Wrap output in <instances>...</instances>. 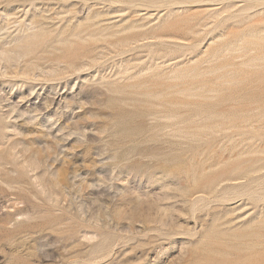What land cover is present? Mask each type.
Segmentation results:
<instances>
[{
    "label": "rangeland",
    "instance_id": "obj_1",
    "mask_svg": "<svg viewBox=\"0 0 264 264\" xmlns=\"http://www.w3.org/2000/svg\"><path fill=\"white\" fill-rule=\"evenodd\" d=\"M0 264H264V0H0Z\"/></svg>",
    "mask_w": 264,
    "mask_h": 264
}]
</instances>
